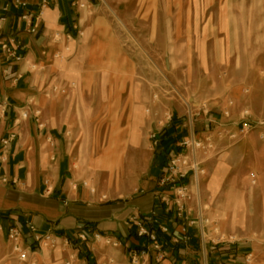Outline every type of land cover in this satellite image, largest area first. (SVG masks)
Segmentation results:
<instances>
[{
	"label": "rangeland",
	"instance_id": "374dc122",
	"mask_svg": "<svg viewBox=\"0 0 264 264\" xmlns=\"http://www.w3.org/2000/svg\"><path fill=\"white\" fill-rule=\"evenodd\" d=\"M140 1L143 6L135 7L133 0H96L94 11L105 19L102 40L92 32L89 40L86 28L82 36L77 31L76 43L60 38L62 67L42 94L74 113L68 135L76 148L72 169L95 190L92 177L99 168L117 181L124 163L123 178L135 180L132 196L140 197L154 185L162 188L167 148L161 155L154 151L163 131L178 143L193 133L204 146L196 152L200 201L190 171L185 212L177 216L173 204L160 221L169 238L190 236L199 248L186 240L183 254L175 256L164 245L167 256L148 264H205L206 243L236 251L215 263L264 264V0H187L186 7L179 0ZM243 110L248 118H242ZM128 123L141 124L134 140L129 132L119 134ZM72 129L79 134L74 137ZM8 245L3 230L0 264H20ZM88 245L57 239L41 251L31 248L28 258L35 264H129L123 244L112 247L99 239ZM147 249L158 257L149 244Z\"/></svg>",
	"mask_w": 264,
	"mask_h": 264
},
{
	"label": "crops",
	"instance_id": "0c3cea01",
	"mask_svg": "<svg viewBox=\"0 0 264 264\" xmlns=\"http://www.w3.org/2000/svg\"><path fill=\"white\" fill-rule=\"evenodd\" d=\"M23 1L27 4L26 8H12L0 30V44L6 38L15 37L22 46L23 55L20 62H7L0 51V139L11 133L18 134L9 142V154L2 164L3 174L8 182L0 183V240L3 238V230L6 234L9 222L17 220L23 223L29 220L39 233L49 231L58 239L76 235L81 226L87 236L82 244L87 248L88 243L93 240L92 235L96 233L101 237L117 240L119 245L123 244L126 248L131 243L137 244L134 239L136 227L131 223V218H142L153 208L160 220L163 215H170L169 212L164 213L160 206L157 196L160 189L154 185L149 193L140 197L132 196L137 183L135 180H124L123 163L117 181H109L107 171L99 168L97 176L92 177L95 190L91 193L89 188L82 185L83 174L72 169L74 165L77 166L76 148L71 146L68 135L70 126L76 119L74 113L66 106L59 108L55 99H46L42 94V89L50 83L52 73L62 67L61 59L53 56L61 54L62 40H53V35L60 32L66 44L69 43L68 40L76 43L80 38L76 36L77 31L86 28L88 35L90 33L89 40L92 39L91 32L102 40L101 30L105 19L94 11L97 7L96 0H49L41 17L31 19L30 24L36 26V32L31 34L27 32L29 21L21 20L20 15L24 11L36 14L40 0ZM133 2L135 7L143 6L140 0ZM179 2L180 6H187V0ZM226 5L233 7L230 2ZM163 6L171 7L172 4L164 3ZM66 35H70V39H66ZM36 67L39 69L36 70ZM90 85L91 83L89 87ZM87 99V102H91V97ZM22 112L27 113L24 119L20 116ZM214 115L211 113L210 116ZM101 116L102 113L99 118ZM130 125L126 129L123 125L119 134L129 132L132 136ZM140 125H136L135 136ZM72 132L74 137L79 134L78 129H72ZM163 132V136H170L172 141L167 138L154 151L161 155L167 148L161 166H164V161L176 150L178 144L174 134H167L166 130ZM153 133L157 135L155 131ZM214 180L213 188H218L216 176ZM210 182L211 177L209 185ZM213 198L214 196L210 201ZM204 204L207 202H202ZM208 208L207 204L206 209ZM227 209L228 207L225 210ZM166 236L168 237L164 243L168 245L170 253L181 256L184 245H177L180 242L175 243L169 235ZM137 239L139 243L142 242V238ZM193 240L195 242L190 244L199 248L198 240ZM203 248L205 264H214L218 260L224 261V258L230 259L237 255L230 245L206 243ZM0 250L4 251L5 246H0Z\"/></svg>",
	"mask_w": 264,
	"mask_h": 264
},
{
	"label": "built area",
	"instance_id": "2783aa9c",
	"mask_svg": "<svg viewBox=\"0 0 264 264\" xmlns=\"http://www.w3.org/2000/svg\"><path fill=\"white\" fill-rule=\"evenodd\" d=\"M2 4L0 5V30L3 28L7 21L8 14L11 12L12 8L25 9L27 4L23 0H1ZM49 0H40L39 9L36 14H30L23 12L20 15L21 20L29 21V27L27 29L28 33L34 34L36 32V26L31 25V19L37 20L42 15V10L47 7ZM82 7V5H79ZM79 36H82L81 32H78ZM62 37L60 32H57L53 35V40L59 41ZM66 39H70V35L65 36ZM22 46L20 42L15 37H9L2 41L0 44V51L4 55V58L7 62H20L23 59L22 55ZM67 51V47H65ZM54 58L61 59L60 54H54ZM6 72V71H5ZM4 110V109H2ZM27 113L22 112L20 114L21 118H26ZM242 118H248L249 111L243 110L241 113ZM244 127H249V123L246 122L243 124ZM18 134L11 133L7 137L0 139V183H7V177L3 174L2 164L6 162L7 156L9 154V142L16 138ZM155 134L153 132L148 136L149 139L154 140ZM235 136L230 135V138L233 139ZM155 142V141H154ZM204 146L195 139L194 135L188 139H182L177 144L175 151L170 153L168 157V162L164 166V176L159 180V185L162 188H159L157 194L160 206L162 207L164 213H168L171 210L172 205L175 206V211L177 216H181L185 212L182 202L188 198V174L190 171H193L197 177V166L196 162V152L200 149H203ZM179 149V150H178ZM183 149L188 150L186 154ZM187 152V151H186ZM191 162V164H190ZM84 187L89 188L91 193L94 192V189H91L86 181L82 182ZM142 193V192H141ZM169 196H172V199L169 203ZM12 224L6 230V241L10 245V251L14 255L15 259L20 264H35L34 260L28 258V254L31 248L36 250H42L44 247L51 245L58 238L55 237L51 232L47 231L44 233H39L36 229V226L29 220L20 223L17 220L11 221ZM131 223L136 227V236L146 239L139 249H133L127 247L128 250V263L129 264H148L150 260L153 263H159L164 257L167 256V252L163 249V242L157 239L155 230H158L162 234L169 235L168 226L161 223L156 209H151L145 216L133 217L131 218ZM148 225L149 227H147ZM25 229L26 232L23 231ZM78 232L72 237H63L60 238L64 240L66 244L69 238H74L80 243L87 240L85 232L82 230V227H78ZM25 237L29 239V242L24 241ZM92 239L98 241L103 239V242L106 245L112 247H117L119 242L117 240H111L108 237H101L100 234H93ZM173 242H182L186 244L190 240V237L178 236L172 238ZM187 240V241H186ZM147 244L150 245L152 250L158 251V257H150L149 250L147 249ZM216 245V244H215ZM68 264V263H66ZM169 264V263H168ZM220 264V263H215Z\"/></svg>",
	"mask_w": 264,
	"mask_h": 264
},
{
	"label": "trees",
	"instance_id": "16d2710c",
	"mask_svg": "<svg viewBox=\"0 0 264 264\" xmlns=\"http://www.w3.org/2000/svg\"><path fill=\"white\" fill-rule=\"evenodd\" d=\"M168 138V140L171 142L172 141V138L170 137V136H163V135H161V137H160V139H159V143L157 144L156 143V149L158 150V148L160 147V143L163 141H165L166 139ZM155 149V150H156ZM155 232H156V237H157V239L158 240H160L161 242H163L162 240H161V235H162V233H160L158 230H155ZM137 236L135 235V237H134V239L137 241V244H132L131 243V246H129V247H131V248H133V249H139L141 246H142V244L146 241V239H144V238H142V242L141 243H139V241H138V239L137 238H140V237H137ZM190 237V236H189ZM189 242H195L193 239H191V237H190V240H189ZM164 245H166L164 242H163V246ZM177 245H180V246H183V243L182 242H180V243H178ZM152 261V260H151Z\"/></svg>",
	"mask_w": 264,
	"mask_h": 264
},
{
	"label": "bare ground",
	"instance_id": "6f19581e",
	"mask_svg": "<svg viewBox=\"0 0 264 264\" xmlns=\"http://www.w3.org/2000/svg\"><path fill=\"white\" fill-rule=\"evenodd\" d=\"M136 127L134 126L133 128H132V136H131V139H133L134 140V137H135V135H134V133L136 132ZM134 142V141H133ZM203 171L204 170H202L200 173H202L203 174ZM94 174H96V172L94 173ZM193 187H194V190H195V196H196V198H197V201H198V203H199V201H200V195H199V187H198V177H196L195 179L193 178ZM201 206V205H200ZM199 210H200V208H199ZM201 218V217H200ZM209 221V219H207V222Z\"/></svg>",
	"mask_w": 264,
	"mask_h": 264
}]
</instances>
